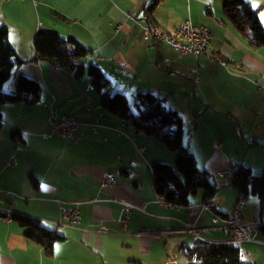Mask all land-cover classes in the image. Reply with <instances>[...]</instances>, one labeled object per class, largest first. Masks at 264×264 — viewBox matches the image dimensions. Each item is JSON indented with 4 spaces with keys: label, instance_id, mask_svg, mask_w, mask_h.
<instances>
[{
    "label": "crops",
    "instance_id": "0c3cea01",
    "mask_svg": "<svg viewBox=\"0 0 264 264\" xmlns=\"http://www.w3.org/2000/svg\"><path fill=\"white\" fill-rule=\"evenodd\" d=\"M224 1L164 0L151 13L147 9L155 0L0 2V25L7 27L9 43L23 61L3 90L13 93L20 75L41 86L40 100L33 106L0 105V264H188L182 248L197 241L227 244L226 220L239 195L219 173L242 165L260 174L264 166V48L248 47L225 17ZM245 1L264 26V0ZM185 21L210 33L207 50L200 56L179 57L168 44L143 38L148 26L173 33ZM41 32L55 33L61 41L73 39L92 52L83 60L80 79L47 62L31 61L34 37ZM91 64L105 76L112 70L125 78L116 92L125 96L152 92L181 116L183 144L199 171L215 178L211 181L218 190L212 199L203 200L199 192L189 206L177 207L156 195L151 165H174L177 153L131 126L121 127L119 120L120 127L114 118L106 121L100 96L90 93L86 70ZM106 88L108 94L115 93ZM189 112L195 127L198 116L204 120L216 114L235 127H250L248 153L254 154L253 161L236 160L225 143L212 136H203L202 152L194 150L185 128ZM52 116L73 117L81 140L52 134ZM14 132L22 141L13 140ZM105 173L114 182L103 188ZM244 198L243 222L256 226L253 241L236 246L243 262L264 264V199L251 194ZM120 202L143 209L131 211L127 226L119 221ZM206 202L212 209L202 207ZM65 204H76V226L62 220L60 208ZM16 214L32 217L62 237L53 256L47 257L42 247L25 238L26 229L12 220ZM100 227L106 232L100 233Z\"/></svg>",
    "mask_w": 264,
    "mask_h": 264
},
{
    "label": "trees",
    "instance_id": "16d2710c",
    "mask_svg": "<svg viewBox=\"0 0 264 264\" xmlns=\"http://www.w3.org/2000/svg\"><path fill=\"white\" fill-rule=\"evenodd\" d=\"M164 0H155L148 7L151 13ZM225 17L234 25L251 49L264 48V26L260 23L252 6L245 0H225L223 4ZM34 56L32 62L44 61L52 67L70 73L80 79L84 72L83 60L92 52L73 39L61 41L51 32L38 33L33 40ZM9 43L8 29L0 25V105L33 106L40 100L41 86L33 79L20 75L14 81V92L3 90L12 71L22 64ZM91 79V88L100 96V107L108 115L117 118L123 124L131 126L137 132H143L149 138L161 142L167 150L177 153L174 165L154 162L151 165L152 185L156 195L173 206L187 207L190 199L199 192L203 200L212 199L217 193V186L211 176L199 171L194 156L183 144V120L174 110L168 108L164 100L152 92H137L133 96L134 112L130 110L128 99L120 92L108 94L105 88L109 80L102 70L91 64L86 70ZM3 118L0 113V128ZM13 140L22 141L18 134H12ZM37 186V181L31 178ZM238 195L246 197L251 194L264 199V166L260 174H254L250 168L238 165L235 179L231 183ZM12 220L26 229L25 238L42 247L47 257L53 256L54 245L62 237L45 229L40 223L26 215H13ZM264 233V228H262ZM182 254L188 264H250L243 262L238 246L233 244H211L197 241L192 247L182 248Z\"/></svg>",
    "mask_w": 264,
    "mask_h": 264
},
{
    "label": "built area",
    "instance_id": "2783aa9c",
    "mask_svg": "<svg viewBox=\"0 0 264 264\" xmlns=\"http://www.w3.org/2000/svg\"><path fill=\"white\" fill-rule=\"evenodd\" d=\"M11 0H0V2H8ZM143 38L145 41H154L157 43L168 44L173 51H175L179 57L186 56H200L205 53L209 45L211 36L209 31L204 26H196L189 21L182 23L178 29L173 33H165L154 26H148L144 29ZM213 60L227 67V64L217 56H213ZM198 80V79H197ZM124 124H121L123 127ZM50 131L52 134L57 135L65 140L79 141L81 140L76 136L79 124L71 116H52L49 122ZM47 136H44L46 138ZM215 148L219 147V143L214 145ZM14 159L11 160V165L14 164ZM238 167L231 166L219 173V176L224 178L227 182H233ZM113 176L109 173H105L102 177V187H107L113 184ZM0 190V194H1ZM96 201V200H94ZM123 206L122 215L119 221L124 225H128V218L132 210L143 211L140 207L135 205L120 202ZM204 209H212V204L206 202L202 206ZM245 210V198L242 195L238 196L232 209L229 211L226 220V231L228 235L227 244L241 245L242 243H249L253 241L254 224H246L243 222V211ZM60 215L62 220L70 225L76 226L79 223V212L76 208V204H65L60 208ZM214 222H218V217H214ZM100 233H105L106 229L100 227L98 230ZM194 238H199L196 231H192Z\"/></svg>",
    "mask_w": 264,
    "mask_h": 264
},
{
    "label": "rangeland",
    "instance_id": "374dc122",
    "mask_svg": "<svg viewBox=\"0 0 264 264\" xmlns=\"http://www.w3.org/2000/svg\"><path fill=\"white\" fill-rule=\"evenodd\" d=\"M118 73H114L112 70L107 71L106 78L109 80V85L106 88L107 90L113 91L114 88L117 86H120L124 83L125 78L122 77L121 74L117 75ZM121 80L117 84L114 83V80ZM114 92H116L114 90ZM90 93L96 97L95 92L91 88ZM134 92H129L126 95V98L128 99L129 107L132 112H134V106H133V95ZM96 104L94 105V108L96 107ZM199 112V111H198ZM103 115H105L106 121H111V119L114 118L115 123L117 124L116 127H120V123L118 122V119L115 117H112L108 115L106 112L101 111ZM76 117L81 116L80 114L75 113ZM193 113L189 112L188 115H186V130L188 134L190 135V142L191 146L194 150H197V152H202L203 149L201 147V143H203V136H205L207 139L209 136L215 137V140L221 141L222 143H225L226 148L239 160H245L247 163L251 162L253 160L252 157L254 154L248 153V146H251V141H247L250 127H235L225 116H220L219 114L207 116L204 117V120H201L202 116H198L196 118V125L191 124V122L195 119L194 116H192ZM104 119V120H105ZM199 150V151H198ZM199 158H202V155H198ZM202 166V164H201ZM200 166V170H204ZM259 174V173H258ZM215 179L214 177H211V180L213 181Z\"/></svg>",
    "mask_w": 264,
    "mask_h": 264
}]
</instances>
